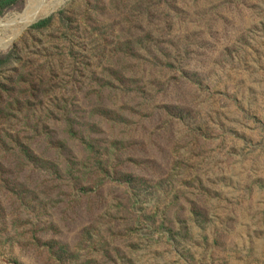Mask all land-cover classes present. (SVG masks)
<instances>
[{
    "label": "rangeland",
    "instance_id": "obj_1",
    "mask_svg": "<svg viewBox=\"0 0 264 264\" xmlns=\"http://www.w3.org/2000/svg\"><path fill=\"white\" fill-rule=\"evenodd\" d=\"M0 24V264H264V0Z\"/></svg>",
    "mask_w": 264,
    "mask_h": 264
},
{
    "label": "bare ground",
    "instance_id": "obj_2",
    "mask_svg": "<svg viewBox=\"0 0 264 264\" xmlns=\"http://www.w3.org/2000/svg\"><path fill=\"white\" fill-rule=\"evenodd\" d=\"M35 14H36V10H33L30 13H28V17L25 19L26 20L25 22L30 21L34 17Z\"/></svg>",
    "mask_w": 264,
    "mask_h": 264
},
{
    "label": "trees",
    "instance_id": "obj_3",
    "mask_svg": "<svg viewBox=\"0 0 264 264\" xmlns=\"http://www.w3.org/2000/svg\"><path fill=\"white\" fill-rule=\"evenodd\" d=\"M0 1H5V0H0ZM46 22V20H41L39 22L36 23V26L42 25Z\"/></svg>",
    "mask_w": 264,
    "mask_h": 264
},
{
    "label": "water",
    "instance_id": "obj_4",
    "mask_svg": "<svg viewBox=\"0 0 264 264\" xmlns=\"http://www.w3.org/2000/svg\"><path fill=\"white\" fill-rule=\"evenodd\" d=\"M1 25V24H0Z\"/></svg>",
    "mask_w": 264,
    "mask_h": 264
}]
</instances>
